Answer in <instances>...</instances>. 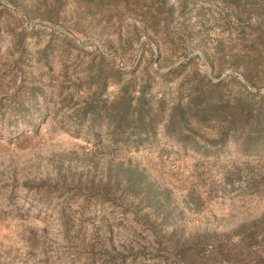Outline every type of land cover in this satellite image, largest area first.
Returning <instances> with one entry per match:
<instances>
[{
  "label": "rangeland",
  "instance_id": "374dc122",
  "mask_svg": "<svg viewBox=\"0 0 264 264\" xmlns=\"http://www.w3.org/2000/svg\"><path fill=\"white\" fill-rule=\"evenodd\" d=\"M14 1L0 0V264H264V137L244 149L215 121L193 123L192 150L163 126L208 79L223 101L253 91L217 81L229 71L264 94V0ZM144 91L156 136L96 144L111 101ZM118 163L168 189L166 237L148 207L104 196L101 170Z\"/></svg>",
  "mask_w": 264,
  "mask_h": 264
},
{
  "label": "trees",
  "instance_id": "16d2710c",
  "mask_svg": "<svg viewBox=\"0 0 264 264\" xmlns=\"http://www.w3.org/2000/svg\"><path fill=\"white\" fill-rule=\"evenodd\" d=\"M13 4L17 7L21 6L17 0ZM205 85L207 88L199 91L190 89L185 103L180 101L170 107L163 126L172 140L188 149L199 150V140L192 136L194 129L192 124H205L210 121L219 124L218 140L223 141L227 137L234 136L244 149L248 148L252 140L264 137V94L248 90L244 98L223 101L219 98V88L223 82L214 83L208 79ZM215 93L216 96H213ZM144 99H146L145 91L135 104L124 96H117L112 100L104 121L101 120L103 127L94 135L97 138L96 144H103L105 135L112 144H121L126 141L133 144V147L145 145L154 138L160 122L152 114L154 111L152 107L142 105L141 101ZM91 107L92 103H88L84 108L85 114H99ZM163 119L164 117L160 121L162 122ZM218 140L208 141L217 143ZM99 181V188L105 192L104 196L117 199V196L125 195V202L130 206L137 203L142 207H148L155 217L152 220L148 216V220L154 224L158 223L162 237H166L167 231H163V228L175 224L174 217L177 209L167 188L160 187L157 181L149 179L144 171L129 166L123 168L121 163H118L115 169L103 168ZM190 238H180L174 241V244L171 243V246L167 243V246L171 250L191 246L194 238Z\"/></svg>",
  "mask_w": 264,
  "mask_h": 264
},
{
  "label": "water",
  "instance_id": "95a60500",
  "mask_svg": "<svg viewBox=\"0 0 264 264\" xmlns=\"http://www.w3.org/2000/svg\"><path fill=\"white\" fill-rule=\"evenodd\" d=\"M6 4H8L10 7H13L12 5H10L8 2H6V1H4ZM42 24H44V25H51V26H54V27H56V28H58V29H60L61 31H63V32H65V33H67L68 35H71L70 33H68L67 31H65L64 29H62L61 27H59V26H57V25H55V24H51V23H48V22H42ZM72 36V35H71ZM91 41H93V42H96L99 46H100V48H102L103 49V46H102V44L99 42V41H97V40H95V39H91V40H89V41H87L85 44H87V43H89V42H91ZM144 41H147L149 44H151L153 47H155V45L152 43V41L151 40H149V39H143L142 41H141V44L144 42ZM200 54V56H201V58H202V62H203V64L209 69V71H210V74L212 75V70H211V67L209 66V64L206 62V60H205V57H204V55L202 54V53H199ZM191 58V57H190ZM190 58L189 59H187V60H185V61H179V62H177L176 64H174L172 67H170L169 69H167V70H171V69H173L174 67H176V66H178L179 64H181L182 62H188L189 60H190ZM230 74H234V75H236L238 78H240L246 85H248V87L249 88H251L253 91H255V92H262V90H256L242 75H240V74H238V73H235V72H233V71H229V72H226L220 79H218L217 81H220V80H223V79H225L228 75H230Z\"/></svg>",
  "mask_w": 264,
  "mask_h": 264
}]
</instances>
